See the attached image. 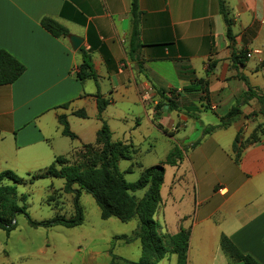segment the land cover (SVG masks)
Listing matches in <instances>:
<instances>
[{
	"label": "crops",
	"instance_id": "0c3cea01",
	"mask_svg": "<svg viewBox=\"0 0 264 264\" xmlns=\"http://www.w3.org/2000/svg\"><path fill=\"white\" fill-rule=\"evenodd\" d=\"M224 2L234 42L227 38L220 0H139L143 47L132 58L131 0H0V50L26 67L14 84L0 87V173L13 171L25 177L24 186H35L43 179L31 181L33 174L59 157L74 163L85 146L96 143L105 121L112 142L130 148L121 172L131 174L134 166L141 168L136 162L141 147L158 142L153 136L159 135L169 152L176 145L188 150L179 166L165 167L155 213L163 217L166 234L190 230L187 264H244L222 250L223 237L264 264L261 106L253 99L231 126L203 133L219 125L248 86L264 92V0ZM44 18L82 38L81 48L74 51L68 37L48 33ZM83 52L91 57L96 81L75 77ZM98 96L109 101L103 121ZM169 99L179 110L170 108ZM209 111L214 120H205ZM62 117L75 139L63 135ZM169 208L175 216L171 227L165 221ZM57 249L46 240L19 261L6 256L0 264H55ZM101 255L66 257L69 264H109V255L105 261ZM136 256L121 258L138 262L142 255ZM158 264H177V256Z\"/></svg>",
	"mask_w": 264,
	"mask_h": 264
},
{
	"label": "trees",
	"instance_id": "16d2710c",
	"mask_svg": "<svg viewBox=\"0 0 264 264\" xmlns=\"http://www.w3.org/2000/svg\"><path fill=\"white\" fill-rule=\"evenodd\" d=\"M220 8L226 24L227 38L230 42H234L232 32L234 22L225 7L224 0H220ZM131 15L132 35L130 44L131 57L133 58L143 47L139 29V0H131ZM41 26L55 38H67L69 35V31L65 27L51 18H44L41 21ZM25 71L26 67L18 59L6 51L0 50V87L14 84ZM75 77L80 82L87 79L97 80L91 57L85 52H83V63L79 66ZM185 91L195 92L198 90L186 88ZM253 99H256L260 104L261 110L258 114L264 118V92L261 93L258 89L248 86L247 92L243 94L241 99L234 106H231L226 115L220 118L219 125L204 128V135L211 134L216 129H225L231 126L241 114L242 107ZM168 103L172 110H179L178 103L173 99H169ZM108 105L109 101L98 96L100 120H102V112ZM77 115L84 116L80 113ZM194 118L199 119L198 116ZM59 120L64 128L63 135L75 139L76 136L70 131L66 118L62 117ZM102 123L96 143L85 146L74 163L59 157L49 168L31 176V181L45 178L65 180L64 193L75 194L74 217L68 219L59 215L53 219L40 222L33 220L27 211V196L18 195L17 187L25 184V180L13 171L7 170L0 173V230L7 234L16 230L18 215H24L28 224L34 228L53 229V227L62 226L71 229L79 227L83 223L80 197L82 191H86L95 199L103 220L117 218L123 223L135 219L138 221V226L131 235H123L118 240L125 244L139 241L143 253L141 259L138 262H131L110 252L111 262L109 264H116V261H121V264H158L169 255L177 256V264H187L190 230H181L174 235L162 234L160 224L154 219V215L162 203L161 188L164 183L165 166H179L183 161L184 154L188 151L187 148L176 145L168 154L165 162L159 166L144 169L137 182L129 183L120 171L119 162L131 159L130 148L121 142H112L109 126L105 121ZM238 141L239 136L235 139V148ZM199 143L200 141L193 146ZM145 189L146 192L140 200L131 194ZM221 248L234 261L244 264H259L251 256L241 253L226 237L221 240Z\"/></svg>",
	"mask_w": 264,
	"mask_h": 264
},
{
	"label": "rangeland",
	"instance_id": "374dc122",
	"mask_svg": "<svg viewBox=\"0 0 264 264\" xmlns=\"http://www.w3.org/2000/svg\"><path fill=\"white\" fill-rule=\"evenodd\" d=\"M207 119L214 120L211 111L206 114L205 120ZM179 133H183V131ZM153 137L157 138L158 142L145 144L141 147L136 157V162L140 164L141 168L134 166L133 173L124 174L127 182H137L143 169L159 166L165 162L170 152L165 148L166 146L161 140L163 137L159 135ZM128 164V161H121L119 164L120 171L124 172ZM169 175L170 174L167 175L166 179L167 184L171 181L169 180ZM20 177L25 179V177ZM51 182H53L52 187ZM33 185H19L17 187L19 196L22 194L28 195L26 206L33 220L40 222L53 219L59 215L68 219L74 217L75 194L64 193L63 188L65 186V180L54 178L43 179L38 183L36 182L35 186ZM167 187H169V185L163 186L162 191L164 195H166ZM51 188H53V190H51ZM48 189L50 190L48 191ZM131 194L138 198H142L145 191H137ZM80 204L83 209V223L81 226L71 229L62 226H56L53 227V229L34 228L28 224L27 218L24 215H18V227L11 237L8 236L6 232L0 230V259L9 256V258L14 260L18 259L19 261V257H23L27 253L28 248L33 250L35 246L41 245L46 240H49L58 247L57 257L54 259L55 264H69V260L66 256H69L70 252H74L77 255H86V253L93 251L102 254V261H105L104 256L108 254L110 262V252L120 258L122 255H127L131 259H136V255L141 257L143 253L141 244L138 241L125 246L123 241L118 240V238L123 235L132 234L138 226V221L136 219L128 223H123L117 218L103 220L95 199L86 191H82L81 193ZM173 210V208L166 210L165 221L168 223L169 227L175 224ZM158 213L155 215V220L161 226L160 232L166 234L165 222L163 217ZM79 249L81 253H79ZM138 259L139 258L136 260ZM116 264H121V261H116Z\"/></svg>",
	"mask_w": 264,
	"mask_h": 264
},
{
	"label": "water",
	"instance_id": "95a60500",
	"mask_svg": "<svg viewBox=\"0 0 264 264\" xmlns=\"http://www.w3.org/2000/svg\"><path fill=\"white\" fill-rule=\"evenodd\" d=\"M68 40L70 42L71 48L74 51H78L84 42L82 38L72 34L68 35Z\"/></svg>",
	"mask_w": 264,
	"mask_h": 264
},
{
	"label": "built area",
	"instance_id": "2783aa9c",
	"mask_svg": "<svg viewBox=\"0 0 264 264\" xmlns=\"http://www.w3.org/2000/svg\"><path fill=\"white\" fill-rule=\"evenodd\" d=\"M247 57H248V58L252 57V54H248Z\"/></svg>",
	"mask_w": 264,
	"mask_h": 264
}]
</instances>
